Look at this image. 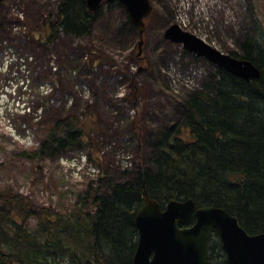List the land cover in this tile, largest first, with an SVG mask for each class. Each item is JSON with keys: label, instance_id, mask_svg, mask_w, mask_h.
Listing matches in <instances>:
<instances>
[{"label": "trees", "instance_id": "trees-1", "mask_svg": "<svg viewBox=\"0 0 264 264\" xmlns=\"http://www.w3.org/2000/svg\"><path fill=\"white\" fill-rule=\"evenodd\" d=\"M7 1L0 3V8ZM114 4L126 13L125 24L115 31V38L121 37L133 24L119 1L103 2L97 11H91L86 0H57V20L51 21L49 16L38 41L49 45L60 33L74 39H93L97 25L107 22L105 6L112 9ZM5 23L4 16L0 39L9 34ZM250 26L251 31L241 38L240 52L224 51L252 61L261 76L247 81L210 65L199 87L188 90L178 102L181 119L168 124L150 143V166L139 162L134 175L124 181L108 176L99 154L101 149L92 136V110L80 117L50 111L45 104H39V116L48 115L49 126L39 147L24 153L30 158H53L73 147L87 149L103 169L99 182L106 180L111 193L101 194L98 187L90 184L75 208L60 214L50 207L33 206L27 197L11 188L0 189V264H133L138 242L136 211L145 193L162 205L171 198H192L198 207H223L238 217L249 234L264 232V27L254 13ZM98 35L94 39L101 43L96 45L98 50L114 45V32L112 36ZM27 43L23 39L17 48L26 51ZM87 51L76 58V68L87 67L94 73L96 67L112 62L109 56L96 57L95 49H91L93 57L89 59ZM83 57L84 61L80 59ZM197 60L203 59L180 63L187 67ZM120 72L128 79L131 90L128 106L117 99L109 105L111 125L126 118L127 108H136V118L126 119L120 136L122 140L127 137L138 150L144 134L137 108L142 91L137 84L139 73ZM108 77L116 91L117 75L109 70ZM32 218L38 220L34 227L28 225ZM210 258L215 264H227L217 233L210 240Z\"/></svg>", "mask_w": 264, "mask_h": 264}, {"label": "rangeland", "instance_id": "rangeland-1", "mask_svg": "<svg viewBox=\"0 0 264 264\" xmlns=\"http://www.w3.org/2000/svg\"><path fill=\"white\" fill-rule=\"evenodd\" d=\"M180 1L151 0L154 10L146 18L147 29L141 57H137L139 31L134 25L129 26L123 36L115 38V31L126 20L125 11L117 4L112 9L109 5L105 6L107 22L104 26L97 25V30L92 32L93 39H74L60 33L49 45L41 44L38 38L43 35V25L49 16L51 21L57 20V0H9L0 8V21L5 16V29L9 33L0 39V47H3V50L0 48V71L3 70L0 75V189L11 188L27 197L33 206L50 207L60 214L71 212L90 184L98 187L101 194L111 193L106 180L97 184H93L87 176L80 180L72 169L62 163L66 158L89 152L87 149L73 147L53 158H30L24 153L39 147L43 132L49 126V116H39L38 106L41 103L50 111L59 110L64 115L77 114L82 117L85 111L88 113L92 110L89 118L95 127L92 136L99 144L98 150L102 148V152L105 151L100 155L109 177L124 181L134 175L139 162L150 166V143L168 124L181 119L178 102L189 93L187 90V93L184 91L178 95L171 88L169 72H176L180 68L185 71L181 65L175 68L174 63L185 62L186 58L181 44L171 43L164 37L165 30L178 23ZM189 1L192 2V9L188 10V14L195 17V0ZM253 13L264 27V0H219L210 12L209 22L205 24L206 27L213 25L208 41H215L219 50L240 52L242 36L246 31H251ZM199 19L202 24L203 20L206 22L201 15ZM187 30L191 31V28ZM113 32L114 45L110 49L104 45L98 50L96 45L101 43L94 41L95 34L98 37L102 33L112 36ZM23 39L28 40L26 51L17 48ZM91 49L97 51L96 57L109 56L111 64L96 67L94 73L87 67L76 68L78 62L75 60L84 51L88 50L89 59L93 57ZM6 58L14 61L12 73L2 63ZM24 58H27L26 62ZM80 59L84 61V57ZM114 67L139 73L137 84L142 91L138 96L137 108L144 134L138 150L135 144L133 151L132 144L123 143L120 136L122 128L111 125L109 105L115 101L116 91L108 71ZM140 67L144 68L139 71ZM127 80L124 85L128 84ZM117 89L119 91V87ZM44 96L46 99L42 98ZM128 115L132 121L137 112L134 118L130 112ZM111 143L115 148L113 150L107 149ZM123 148L131 151L135 158L128 173H123L120 163L117 165L115 162L116 151H124ZM37 223L38 220L32 218L28 225L34 227Z\"/></svg>", "mask_w": 264, "mask_h": 264}, {"label": "water", "instance_id": "water-1", "mask_svg": "<svg viewBox=\"0 0 264 264\" xmlns=\"http://www.w3.org/2000/svg\"><path fill=\"white\" fill-rule=\"evenodd\" d=\"M104 1L115 0H86V4L91 11H97ZM117 1L123 4L139 30L140 56L145 42V19L152 13L153 5L150 0ZM164 37L234 76L247 81L261 76V70L252 61L226 54L176 23L165 30ZM135 223L138 242L133 264H214L209 254L214 231L227 264H264V232L249 234L238 217L223 207H197L192 198H171L162 205L145 193L136 211Z\"/></svg>", "mask_w": 264, "mask_h": 264}, {"label": "built area", "instance_id": "built-area-1", "mask_svg": "<svg viewBox=\"0 0 264 264\" xmlns=\"http://www.w3.org/2000/svg\"><path fill=\"white\" fill-rule=\"evenodd\" d=\"M186 1H188L186 3ZM219 2V0H195V17L194 21L191 20V18L187 14V10H189L192 7V2L189 0H181L179 3L180 13L178 14V20L184 27H192L193 31L201 36L204 40L208 41V36L213 28V25H210L209 27H206L205 24L209 22L210 20V12L215 7V5ZM203 16L206 20L203 24L202 21L199 19V16ZM215 45V41L211 42ZM205 72L204 67H200L197 69L196 67H191V73L186 75H173V88L176 92H179L181 87L190 88L197 84V77L202 76V74ZM119 157L121 158V164L123 167L127 168L131 166V154H124L119 153ZM65 163H68V161H65ZM77 160L73 159L71 162L68 163L67 168L72 169V173L76 174L80 180H83L84 175L94 177L99 172V169H97L94 165H89L87 169H85L86 163H82L81 165L77 164ZM76 166V168H75Z\"/></svg>", "mask_w": 264, "mask_h": 264}, {"label": "bare ground", "instance_id": "bare-ground-1", "mask_svg": "<svg viewBox=\"0 0 264 264\" xmlns=\"http://www.w3.org/2000/svg\"><path fill=\"white\" fill-rule=\"evenodd\" d=\"M183 52H184V59L186 58V60L185 61H187V62H190V61H195L198 57L194 54V53H192V52H189V51H187V50H185V49H183ZM185 52H187V54L185 53ZM190 55H192V56H190ZM194 59H193V58Z\"/></svg>", "mask_w": 264, "mask_h": 264}]
</instances>
